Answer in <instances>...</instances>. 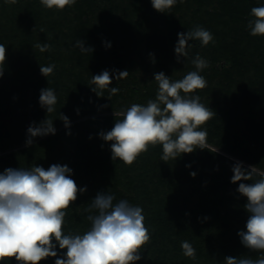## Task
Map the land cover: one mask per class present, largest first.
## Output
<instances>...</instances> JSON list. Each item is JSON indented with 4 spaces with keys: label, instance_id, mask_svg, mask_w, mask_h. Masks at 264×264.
<instances>
[{
    "label": "trees",
    "instance_id": "obj_1",
    "mask_svg": "<svg viewBox=\"0 0 264 264\" xmlns=\"http://www.w3.org/2000/svg\"><path fill=\"white\" fill-rule=\"evenodd\" d=\"M177 4L180 7L160 13L151 0H76L63 10L47 9L40 0H0V44L6 47L0 77V173L53 164L72 169L71 178L87 190L66 209L65 234L90 229L86 209L99 192L112 194L114 203L127 200L142 207L151 240L136 264H224L229 256L256 258L259 253L245 248L238 236L246 230L249 214L246 197L237 191L240 182L232 183L231 177L236 162L264 171V36L250 35L247 27L254 19L251 9L264 6V0ZM55 15L57 23L62 17L70 27L45 29ZM197 25L209 30L214 41L207 46L189 41L188 56L178 62V33ZM77 40L93 51L81 52ZM37 43H48L51 49L41 52ZM213 46L221 50L210 53L214 66L200 71L207 86L190 94L201 99L212 86L222 93L209 107L215 115L201 128L207 131L205 148L163 161L162 145H150L130 166L113 161L111 142L99 133L110 131L122 117L98 113L147 104L158 92L154 74L182 79L196 71L193 59ZM175 63H180L182 74L172 69ZM50 65H55L53 72L43 76L40 66ZM105 70L112 77L109 89H119L115 95L107 89L102 96L92 91V76ZM117 70L127 71V77L117 80ZM48 87L57 96L51 113L39 103L41 90ZM26 98L28 113L23 109ZM61 115L68 117L67 127ZM45 119L53 121L55 134L31 138L28 145L27 129ZM236 149L239 155L233 153ZM182 241L195 248V260L183 255ZM56 250L58 257L63 255L64 250ZM55 259L40 264H55Z\"/></svg>",
    "mask_w": 264,
    "mask_h": 264
},
{
    "label": "clouds",
    "instance_id": "obj_2",
    "mask_svg": "<svg viewBox=\"0 0 264 264\" xmlns=\"http://www.w3.org/2000/svg\"><path fill=\"white\" fill-rule=\"evenodd\" d=\"M17 0H5L15 4ZM182 3L183 0H180ZM47 9L63 10L76 3V0H40ZM177 0H151L152 7L160 13L175 6ZM248 21L252 36H264V6L253 7ZM198 40L202 46L214 41L209 30L197 25L186 33H178L175 46L177 61L188 56L189 41ZM41 52L51 49L48 43L35 45ZM76 47L83 53H91V47L77 40ZM110 47V45H109ZM6 47L0 44V77L4 74ZM192 63L196 71L188 72L182 79L173 81L163 72L154 74L158 82L155 99L146 105L132 104L121 111L122 119L115 121L113 128L99 133L105 142H111V158L132 165L138 156L148 151L149 146L162 145L161 160L176 159L181 154L204 149L207 131L202 126L215 113L200 102L198 95H190L207 86L200 71L207 68L208 62L197 55ZM55 65L40 66V72L47 77ZM127 71H118L116 79L127 77ZM92 91L102 96L107 89L110 95L119 89L109 85L112 77L109 71L94 75ZM99 90V91H98ZM41 107L47 113L53 112L57 96L53 89H42L39 96ZM106 107V105H105ZM65 126L68 117L61 115ZM32 144L34 137L55 134L53 121L45 119L39 126L27 129ZM232 183H239L238 193L246 197L245 210L248 219L246 230L238 232L241 244L251 252V256L225 257L224 264H264V171L255 166L245 168L241 162L232 167ZM72 169L67 165L53 164L45 169L34 166L30 169H5L0 173V262L15 259L17 264H40L53 257L55 264H136L142 259L141 249L150 242L151 234L145 226L143 208L131 205L127 200L114 203L112 194L99 192L91 200L86 211L91 227L84 234H65L66 209L86 188H79L71 178ZM195 176V173H192ZM254 177L259 179L252 181ZM57 246L63 251L58 257ZM185 257L196 259V250L188 242L182 241ZM58 257V258H57Z\"/></svg>",
    "mask_w": 264,
    "mask_h": 264
},
{
    "label": "rangeland",
    "instance_id": "obj_3",
    "mask_svg": "<svg viewBox=\"0 0 264 264\" xmlns=\"http://www.w3.org/2000/svg\"><path fill=\"white\" fill-rule=\"evenodd\" d=\"M180 5H181V4H177V3H176V6H173V7H174V8H175V7H180ZM172 9H173V8H171L170 10H172ZM184 9H186V7H184ZM210 9H211V8H210ZM67 15H69V14H67ZM68 17H69V16H68ZM55 19H56V15H55L54 17H50L48 23H46V26H47V27H45V29H49V30L52 29V30H54V31H56V30L58 31V30L62 29V27H70V26L67 24L68 21L64 20L62 17H60V19H61V21H59L60 23H57ZM216 45L218 46V42H217ZM219 46H220V45H219ZM215 49H216V51L218 52V54H220V51H221V50H219V48L217 49V47L213 46L212 48H210V51L207 52V54H204L203 57H202L204 60H206V61L208 62V65H212V66H214V65H213V62L210 60V53H211L212 51H215ZM214 64L217 66L218 61L215 62ZM172 69H177V71L181 70L180 72H177V75L182 74V69H181V67H180V63H175V64L172 66ZM179 73H180V74H179ZM215 81H216V80H215ZM217 81H220V80L217 79ZM211 85H214V82H213V84H211ZM155 88L158 89V84H157V83H155ZM207 89H208V88H207ZM201 91H203V89H201ZM221 96H222V93L220 92L219 88L217 87V89H216L214 86H212L211 88H209L208 92H207L204 96H201L200 102H201L203 105H205L206 107H210V105L212 106V105L215 103V101L220 100V97H221ZM29 102H30V99H29V98H26V100H25V102H24V104H23V109L25 110L26 113H28V105H29ZM143 105H146V104H143ZM210 109H211V108H210ZM122 111H124V110H122ZM120 112H121V111L116 112V113L101 112V113H98V116L119 115ZM202 127H204V125H203ZM231 141H233L232 138H231ZM230 143H231V142H230ZM244 144L247 145V141H245ZM212 148H213V147H212ZM213 149H214V148H213ZM233 153H234V154L236 153L237 155H239V154L241 153V151L238 150V149H236ZM234 159H235V158H234ZM236 160H237V159H236Z\"/></svg>",
    "mask_w": 264,
    "mask_h": 264
}]
</instances>
